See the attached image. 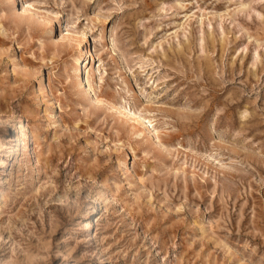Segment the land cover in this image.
<instances>
[{"label":"rangeland","instance_id":"obj_1","mask_svg":"<svg viewBox=\"0 0 264 264\" xmlns=\"http://www.w3.org/2000/svg\"><path fill=\"white\" fill-rule=\"evenodd\" d=\"M0 144V264H264V0H0Z\"/></svg>","mask_w":264,"mask_h":264},{"label":"bare ground","instance_id":"obj_2","mask_svg":"<svg viewBox=\"0 0 264 264\" xmlns=\"http://www.w3.org/2000/svg\"><path fill=\"white\" fill-rule=\"evenodd\" d=\"M77 60H80V58H77ZM86 82H88V80L86 79ZM88 84H89V82H88ZM87 87H88V85H87ZM141 120H142V122H143V125L145 126V127H149V122L147 121V120H145V119H143V118H141ZM16 141H17V143L15 144V145H13L11 148H10V151H9V155L10 156H12V155H15L16 154V152L19 150V143H18V141H20V135H17V138H16ZM0 146H2V144H0ZM1 150V149H0ZM6 163V161H4V163H3V165ZM88 224V223H87ZM87 227V226H86Z\"/></svg>","mask_w":264,"mask_h":264}]
</instances>
